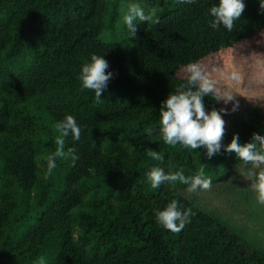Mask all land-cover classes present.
I'll list each match as a JSON object with an SVG mask.
<instances>
[{
	"label": "trees",
	"instance_id": "16d2710c",
	"mask_svg": "<svg viewBox=\"0 0 264 264\" xmlns=\"http://www.w3.org/2000/svg\"><path fill=\"white\" fill-rule=\"evenodd\" d=\"M243 2L229 31L211 27L219 0H0V264H264V251L195 204L187 185L148 180L160 167L189 177L203 169L213 183L248 165L159 135L161 103L187 84L179 70L264 30L260 0ZM132 4L154 21L137 22L135 38L124 23ZM92 55L114 74L99 101L80 80ZM233 107L222 113L224 145L264 135V101ZM68 115L81 136L65 138L64 151L78 159L58 158L48 174L55 126ZM172 199L195 213L179 233L156 221Z\"/></svg>",
	"mask_w": 264,
	"mask_h": 264
},
{
	"label": "clouds",
	"instance_id": "9594fccd",
	"mask_svg": "<svg viewBox=\"0 0 264 264\" xmlns=\"http://www.w3.org/2000/svg\"><path fill=\"white\" fill-rule=\"evenodd\" d=\"M185 2L194 3L195 0H185ZM260 9L264 11V0H260ZM244 10L243 0H219L218 5L210 8L213 17L211 27L218 29L222 25L231 31L234 22L241 17ZM137 22L154 21L152 15L146 14L140 5L132 4L124 17L130 37H136ZM108 68L109 64L104 56L96 55L91 56L90 63L82 66L80 74L82 88L92 90L97 101L108 88L109 81L114 78L112 72L106 71ZM231 79H235V75ZM205 97H211V100L217 104L223 103L224 107L219 110L216 108L207 110ZM235 97L227 91L215 88L199 67L190 65L187 84L178 88L175 94H169L161 103L159 135L165 144L173 147L178 144L189 150L203 147L209 159L218 154L222 148L225 152L235 153L240 161L251 165L244 175L256 193L257 202L264 205V135L253 133L250 142L241 144L239 135L233 134L231 142L227 145L223 144L225 121L222 113L229 114L227 105L230 102L234 103L233 110H235ZM55 127L59 135L56 138V150L47 159L48 174L57 167L58 158L78 159L74 148L64 151L65 138L71 137L73 141L80 139L81 128L75 118L68 115ZM148 131L150 133L152 130ZM148 155L154 160H163V156L154 150H148ZM148 180L153 189L163 184L179 182L188 186L189 193L207 191L212 186L211 179L204 176L203 169L195 176L189 177L184 175L182 170L165 173L163 168L155 167L148 173ZM193 215L195 213L191 208H183L176 199H172L163 210L158 209L155 212L157 224L172 233H179L186 224L190 223ZM40 264H44L43 258Z\"/></svg>",
	"mask_w": 264,
	"mask_h": 264
},
{
	"label": "rangeland",
	"instance_id": "374dc122",
	"mask_svg": "<svg viewBox=\"0 0 264 264\" xmlns=\"http://www.w3.org/2000/svg\"><path fill=\"white\" fill-rule=\"evenodd\" d=\"M210 55L213 57L205 59L204 65L202 60L190 65L199 67L215 88L236 96L237 108L253 101H264V30ZM188 67L181 68L179 74L186 75ZM233 75L235 79H231ZM250 167L248 164L231 175L221 171L210 190L189 193L187 186L182 192L251 245L264 251V205L257 202L256 193L244 175Z\"/></svg>",
	"mask_w": 264,
	"mask_h": 264
}]
</instances>
